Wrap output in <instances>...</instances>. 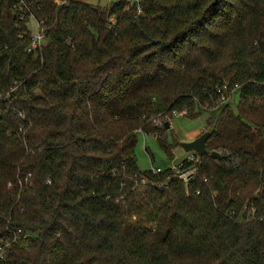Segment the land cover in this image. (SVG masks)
I'll use <instances>...</instances> for the list:
<instances>
[{
    "label": "trees",
    "instance_id": "obj_1",
    "mask_svg": "<svg viewBox=\"0 0 264 264\" xmlns=\"http://www.w3.org/2000/svg\"><path fill=\"white\" fill-rule=\"evenodd\" d=\"M28 1L33 52L0 0V264H264V0ZM175 112L222 154L188 184L138 164Z\"/></svg>",
    "mask_w": 264,
    "mask_h": 264
},
{
    "label": "rangeland",
    "instance_id": "obj_2",
    "mask_svg": "<svg viewBox=\"0 0 264 264\" xmlns=\"http://www.w3.org/2000/svg\"><path fill=\"white\" fill-rule=\"evenodd\" d=\"M84 1L95 5H106L114 0ZM30 27L32 32H38V26L35 21L30 22ZM238 100V94L234 90L229 97V101L232 106L235 107ZM167 122L170 123L171 127L165 130V134L170 142H177V144L173 146L174 158H170V156L161 148L155 134H145L140 132L136 152L138 164L141 169L146 170L158 166L165 167L182 161L194 152L184 149L181 142L191 141L201 135L203 131L208 130L206 129L207 115L205 113L195 118L188 117L182 113H174L168 117Z\"/></svg>",
    "mask_w": 264,
    "mask_h": 264
},
{
    "label": "built area",
    "instance_id": "obj_3",
    "mask_svg": "<svg viewBox=\"0 0 264 264\" xmlns=\"http://www.w3.org/2000/svg\"><path fill=\"white\" fill-rule=\"evenodd\" d=\"M130 6H135L137 8V12H142V4L140 0H129ZM30 7V1L28 0H16L15 2V9L17 11H20V19L24 20L27 18L28 15V21L27 25L31 30V43L28 46L27 50L29 52H33L37 50L39 47H41L45 43V34L44 30L42 29L41 23L34 14L27 13L26 9ZM112 21H115L114 18H111ZM35 21V23L38 26V32L34 33L32 32V29L30 27V22ZM114 23V22H113ZM175 113H182L184 112H175ZM201 157L196 152L190 154L187 158L183 159L182 161L178 163H173L167 166H170L173 170L172 176L177 177L178 179L182 180L184 183L188 184L191 181H193L197 177V171H198V165L200 164ZM188 164V165H187ZM165 167L158 166V167H152L151 171L154 173H159L164 170ZM10 241L8 239H2L0 237V257H3L5 254V251L7 247L9 246Z\"/></svg>",
    "mask_w": 264,
    "mask_h": 264
},
{
    "label": "water",
    "instance_id": "obj_4",
    "mask_svg": "<svg viewBox=\"0 0 264 264\" xmlns=\"http://www.w3.org/2000/svg\"><path fill=\"white\" fill-rule=\"evenodd\" d=\"M165 125L167 129L171 127L169 122H166ZM210 135H211V131L206 130L201 135H199L197 138L191 141L181 142V145L187 151L196 152L199 156H203L205 154L210 153V155L214 158H222V154L218 152L217 150H213L209 152V150L207 149L206 143Z\"/></svg>",
    "mask_w": 264,
    "mask_h": 264
}]
</instances>
